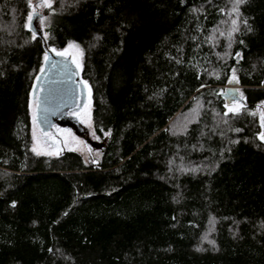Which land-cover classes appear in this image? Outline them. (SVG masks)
<instances>
[{"label":"trees","instance_id":"trees-1","mask_svg":"<svg viewBox=\"0 0 264 264\" xmlns=\"http://www.w3.org/2000/svg\"><path fill=\"white\" fill-rule=\"evenodd\" d=\"M31 9L0 0V264H264V0H54L49 47L84 52L90 161L32 150Z\"/></svg>","mask_w":264,"mask_h":264},{"label":"rangeland","instance_id":"rangeland-1","mask_svg":"<svg viewBox=\"0 0 264 264\" xmlns=\"http://www.w3.org/2000/svg\"><path fill=\"white\" fill-rule=\"evenodd\" d=\"M50 2H51V7L49 8V7L43 6L44 0H32V9L30 10V13H29V15H32V12L35 11V9H33V6L36 5L39 12L44 14V16L41 17L38 20V22H36V26H38L39 29L44 31V36L46 38L49 37L47 28L49 24L52 21H54V15H55V12L53 10L54 0H50ZM29 23L30 22L28 20L27 26L30 28ZM69 43H74L79 46V53L77 52L76 49H69L67 56L71 57L73 61H74V58L76 61H78L80 65L78 68L80 69V72H81L82 65H83V57H84L83 49L81 45L75 41H71ZM68 45L66 46V48H64L61 51H65L68 48ZM53 50L58 52L55 49ZM74 63L77 65L76 62ZM30 107H31L32 121H33V126H32L33 145L32 146L33 148L36 147L37 149L35 153H40V155L57 156V155H61L62 153H64V151H74L82 155L86 161L101 158L102 152H103V149H102L103 141L94 132L93 119H92L93 117L92 90L89 85H88V101L80 114V117L82 118L83 127H84L81 129L83 132H81L80 134L76 133L69 127H62L57 130L59 131V135L61 136V139L58 140L54 138L53 133L43 132L35 119L37 102L33 99V90L31 93ZM254 112H256V114L259 117V121L261 125V132H260L261 134L262 132H264V126H262V121H261V115L264 114V100L261 101L257 106H255Z\"/></svg>","mask_w":264,"mask_h":264},{"label":"water","instance_id":"water-1","mask_svg":"<svg viewBox=\"0 0 264 264\" xmlns=\"http://www.w3.org/2000/svg\"><path fill=\"white\" fill-rule=\"evenodd\" d=\"M30 30L41 36L46 55L49 57L44 61L33 89V99L37 102L35 119L41 130L46 133L54 125L63 123L69 111L75 108L80 92L85 95L88 85L86 83L85 86L80 69L71 57L58 56L56 51L49 47L44 33L36 31L32 24Z\"/></svg>","mask_w":264,"mask_h":264},{"label":"flooded vegetation","instance_id":"flooded-vegetation-1","mask_svg":"<svg viewBox=\"0 0 264 264\" xmlns=\"http://www.w3.org/2000/svg\"><path fill=\"white\" fill-rule=\"evenodd\" d=\"M33 9H35V11L32 12L33 17L35 14H37V15L35 16L34 21L33 22L31 21L29 24H30V26L32 24V27L36 31H38V32L40 31V32L44 33L43 30L39 29L38 26H36V22H38V20L41 17H43L44 14L39 12L36 5L33 6ZM34 34H36V33H34ZM38 35L39 34H37V36ZM39 37H41V36H39ZM87 101H88V90L85 92V95L82 94V92H80V96L78 98V101L76 103L75 108H73L72 110L69 111L68 116L63 121V123H60V124L58 123V124L54 125L53 128L49 131V132L53 133V136L55 139H58V140L61 139V136L59 135V131H57V130L62 128V127H69L73 131H75L76 133H79V134L81 132H83L81 129L84 127H83L82 118L80 117V114H81L82 110L84 109ZM64 152H66V151H64Z\"/></svg>","mask_w":264,"mask_h":264},{"label":"snow or ice","instance_id":"snow-or-ice-1","mask_svg":"<svg viewBox=\"0 0 264 264\" xmlns=\"http://www.w3.org/2000/svg\"><path fill=\"white\" fill-rule=\"evenodd\" d=\"M243 2H244V0H237V3H243ZM43 6H46V7H49V8H50V7H51V2H50V0H44V4H43ZM235 10H236V9H234V11H235ZM28 20H29V22H31V21L33 20V15H29V16H28ZM234 23H235V22H234ZM69 49H76L77 52L79 53V46L76 45V44H74V43H69L68 48H67L65 51H58V52H56V54H57L58 56H65V55L68 54V50H69ZM44 59L47 61V60L49 59V57H48L47 55H45ZM74 62L77 63V66H78V67L80 66L79 63H78V61L75 60V58H74ZM233 81H236L235 74H233ZM236 82H238V81H236ZM85 86H87V85H86V82H85ZM238 111H239V106H234V107H230V108H229V112L237 113ZM261 121H262V126H264V114L261 115ZM34 138H35V137H34ZM259 139H261L262 141H264V132H262V133L260 134ZM32 150H33L34 152L37 151L36 147H34ZM37 154H40V153H37ZM49 154H51V153H49Z\"/></svg>","mask_w":264,"mask_h":264}]
</instances>
